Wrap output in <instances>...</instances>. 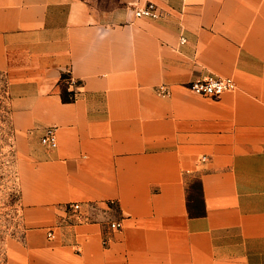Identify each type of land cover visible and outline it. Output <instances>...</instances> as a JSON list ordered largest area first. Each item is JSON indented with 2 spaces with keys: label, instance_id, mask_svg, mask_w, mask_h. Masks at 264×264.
Listing matches in <instances>:
<instances>
[{
  "label": "crops",
  "instance_id": "0c3cea01",
  "mask_svg": "<svg viewBox=\"0 0 264 264\" xmlns=\"http://www.w3.org/2000/svg\"><path fill=\"white\" fill-rule=\"evenodd\" d=\"M153 1L159 20L99 0H0L26 225L7 264H264V0ZM207 75L237 87L187 88ZM50 127L55 149L41 143ZM194 178L203 213L189 208Z\"/></svg>",
  "mask_w": 264,
  "mask_h": 264
},
{
  "label": "rangeland",
  "instance_id": "374dc122",
  "mask_svg": "<svg viewBox=\"0 0 264 264\" xmlns=\"http://www.w3.org/2000/svg\"><path fill=\"white\" fill-rule=\"evenodd\" d=\"M135 0H99L102 9H134ZM7 78L0 73V264H7V243L22 239L26 230L21 202L16 130L10 119ZM196 186L197 178L189 180Z\"/></svg>",
  "mask_w": 264,
  "mask_h": 264
},
{
  "label": "built area",
  "instance_id": "2783aa9c",
  "mask_svg": "<svg viewBox=\"0 0 264 264\" xmlns=\"http://www.w3.org/2000/svg\"><path fill=\"white\" fill-rule=\"evenodd\" d=\"M133 10L137 18L159 20L163 17V12L161 8L153 0H146L144 4H141L139 0L137 3H134ZM181 42L185 43L186 39L183 37ZM71 83L72 84L74 83L73 79L71 80ZM236 87H237V83L234 79L222 78L215 75H207L202 78L195 79L187 85V88L192 92L198 95H203L213 98H218L224 93L234 90ZM156 92L159 95L165 97H169L172 95L171 88L164 84L157 86ZM41 143L50 149H55L58 147L59 142L55 127H50L45 131L44 135L41 138ZM73 207L79 209L80 205L74 204ZM111 225L114 228V231L117 232L123 228V221L115 220L111 222ZM108 243L109 240L105 238L103 240V244L108 245Z\"/></svg>",
  "mask_w": 264,
  "mask_h": 264
},
{
  "label": "trees",
  "instance_id": "16d2710c",
  "mask_svg": "<svg viewBox=\"0 0 264 264\" xmlns=\"http://www.w3.org/2000/svg\"><path fill=\"white\" fill-rule=\"evenodd\" d=\"M72 75L71 74H63L62 78L59 82L60 90H61V97L64 102L69 103L73 102L76 99V92L74 90H69L71 86V80H72ZM80 84V82H79ZM193 188V194L189 195V208L191 210V213H196L200 212L203 210H199L198 206L196 207V212H194L193 205L190 204L191 201L195 203V205H198L200 203L201 205L204 204L203 201V186L200 180H198V190L196 191V186L192 185ZM199 210V211H198Z\"/></svg>",
  "mask_w": 264,
  "mask_h": 264
}]
</instances>
